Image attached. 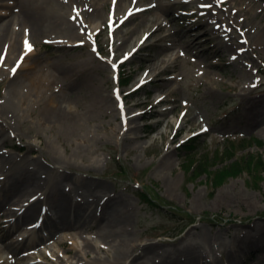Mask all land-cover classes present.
I'll use <instances>...</instances> for the list:
<instances>
[{
    "label": "rangeland",
    "instance_id": "rangeland-1",
    "mask_svg": "<svg viewBox=\"0 0 264 264\" xmlns=\"http://www.w3.org/2000/svg\"><path fill=\"white\" fill-rule=\"evenodd\" d=\"M187 1L190 0H160L155 10L162 19L152 22L155 17L147 13L143 24L137 18L129 21L121 30H131L135 24L140 27L129 40L120 34L121 30L115 32L118 20L110 23L97 18L95 24L101 32L96 38L91 33L81 39L78 47L59 48L36 38L34 56L23 70L22 66L17 69L18 64L13 65L12 61L2 63L0 69L8 66L0 76V108L9 88L28 83L34 65L38 70L42 68L55 84L54 91L61 95L60 100L70 99L69 102L73 100L82 107L76 119L80 129L75 131L73 125L65 124V115L48 108V100L33 98L29 100L33 107L19 117L8 120L9 123L1 118L0 144L6 146L4 152L9 155L21 153L25 146L32 148L30 159L34 158V165L43 169V176L65 167L55 162L54 155L66 159L77 154L74 165L65 167L71 178L87 181L88 187L84 189L89 197L98 190L102 196L119 197L126 202L129 210L122 217L129 237L133 242L156 247L147 256L171 250L169 256L174 257L173 261H184L187 253L181 255L175 246H180L186 233L195 226L196 234L191 238H199L204 244L205 262L264 264V166L248 165L249 161L255 162L257 154L264 158V125L255 126L244 116V109L249 106L256 113L263 112L260 121L264 122V0H193L192 7L184 8ZM64 2L70 7L75 0ZM147 2L139 5L146 6ZM114 6L113 0H107L103 15L111 14ZM162 7L165 12H161ZM161 22L165 27L141 44L144 33L155 30ZM222 25L227 32L221 45L228 44L233 53L248 56L235 57L225 52L218 60L220 45L212 30ZM194 38L198 41L192 50L180 46V40L188 42ZM169 39H173L174 46L161 50L160 45ZM117 40L118 44L124 43L122 50H115ZM12 52L13 58L20 49ZM239 62H243L242 68H236ZM118 64H122V75L120 68L116 70L114 66ZM166 67L168 71L160 76L149 72L151 68L163 71ZM77 68L81 73L74 76ZM142 75L153 76V81L149 77L146 82H151L137 83ZM121 76L130 77L128 85L119 84ZM94 83L106 91L112 106L109 103L110 107L105 108V103L96 100ZM116 89H120L122 102L115 95ZM117 107L136 116L132 126L139 127L137 136L129 133V139L125 138L127 129ZM122 127L125 129L121 130ZM250 138L257 139L260 146L239 149L235 157L221 161L222 152L230 147L228 139H236L238 148L247 146V141L241 143ZM190 139L197 140V150H181L180 145ZM29 144L31 147H27ZM34 165L30 163L31 169ZM224 167L228 170L225 178L215 182L214 177ZM70 183L68 178L65 187ZM150 195L158 201L150 204ZM59 197L63 199V195ZM15 200L20 202L21 198ZM5 214L7 211L0 217V237L4 240L12 237ZM96 221L102 229L100 219ZM78 234L84 243L87 239L104 242L105 248L99 255L103 259L114 258L116 252L114 248L108 249L107 235L100 234L96 227ZM250 238L259 241L257 248L248 255L231 256L236 251L241 253L242 249L235 247L244 248ZM66 247L71 255L76 254L72 245ZM2 257L8 258L9 251L5 250Z\"/></svg>",
    "mask_w": 264,
    "mask_h": 264
},
{
    "label": "bare ground",
    "instance_id": "bare-ground-1",
    "mask_svg": "<svg viewBox=\"0 0 264 264\" xmlns=\"http://www.w3.org/2000/svg\"><path fill=\"white\" fill-rule=\"evenodd\" d=\"M143 1L115 0V7H113L111 14L108 16L103 15V9L105 10L107 0H75L72 6L70 4V7L69 4L65 5L64 0H8L6 3H0V49H4L3 52L0 50V67L2 63L12 61L13 65L18 64L17 69H20L22 66L21 69L23 70L34 56V42L36 38L52 42L59 48L80 46L79 41L81 39H84L91 33L94 37H97L101 32L98 25L95 24L97 18L106 19L111 22L118 20L119 25L116 27L115 32H119L129 21L135 18L140 20V24H143V21L145 22L143 16L147 13L155 17L152 22L157 23L160 21L162 16L155 10L158 4L161 3L160 0H148L146 6L143 4L139 5ZM196 1L199 2L200 0ZM160 10L161 12H165L164 7L160 8ZM164 27L163 22L159 23L157 28L145 39L153 37L158 30ZM139 29V25L135 24L133 29L121 30L120 34H125V38L129 40ZM212 32L216 35L215 38L219 42L217 45H220L217 49V53L219 54L218 60L223 58L226 53L242 58L248 56L236 51L233 53L227 46L228 44L226 45L227 47L221 45L224 32H227L225 25L214 28ZM188 34L190 35V33ZM183 38H186V36H183ZM180 41L182 42L180 46L192 50L197 46L198 40L194 38L188 42ZM116 42L115 50H122L124 43L118 44L119 40ZM28 45L31 46L30 51ZM168 46H174L173 39H169L165 44L160 45V49L165 50ZM18 49H20V52L12 58L11 51L15 52ZM24 53L28 54L22 64L19 65ZM199 53L201 54L202 51H197V54ZM162 61L166 64L168 63L166 59H162ZM241 63L243 64V62H239L240 65H237L236 68H239V66L242 68ZM232 64H235V61ZM7 66L3 65V68L0 69V76ZM153 67L155 68V66ZM168 68L166 67L163 71L151 68L149 72L154 73L156 77L160 76L164 71H168ZM78 73H81V71L77 68L74 70V76H77ZM142 80L138 79L136 82L140 83ZM50 81L42 72V68L38 70V67L34 65L27 84L17 85L16 88L8 89L9 95L5 97L4 104L2 105L3 108H0L2 115H0V125H3L1 118L5 122H8L10 119L19 117L21 112L33 107V102H29V100L37 98L39 101L43 99L48 100L50 102L47 104L48 108H51L57 114L65 115V124L73 125V129L79 131L80 126L76 122V119L78 110L82 106L75 105L73 100L69 102L70 99H66L65 101L60 100L58 97H61V95H58V92L54 91L55 84ZM94 90L96 100L102 104L105 103L103 107H110L108 106L109 103L111 106L113 105L112 99L105 94L106 91L101 89V85L94 83ZM118 92L115 94L118 95ZM116 110L118 115L122 116V124L127 129L125 138L129 139V133H134V136H137L139 127L132 126L136 116L131 115L127 110L119 109V107ZM113 113L116 116L115 109ZM244 116L248 122L253 123L255 126L264 125V122L260 121L263 118V112L258 111L256 113V110L254 111L252 107H245ZM125 128L122 127L121 130ZM0 135H3L1 129ZM27 147H31V145L29 144ZM2 150L3 147H0V160L3 163V165H0V170L4 173L9 172L10 176L5 184L6 193H0V217L4 211H7V214L3 216L7 218L5 223L10 228L9 234L12 233V237L5 236V240L0 237V264H146L150 262H154V264H209L204 261L205 258L202 252L204 244L202 241L199 238H191V236L196 234V232L194 233L197 229L195 226L186 233L185 240L181 242V245L175 246L176 252H179L181 255L184 252L187 253V256L183 257L184 261L177 263L173 261L174 257L169 256L171 250L156 251L155 255L151 257L147 256L156 247L155 245L147 246L146 244L133 242V239L129 237L122 217V214L129 210L126 202H123L119 197L102 196L100 194L102 192L98 190L89 197L88 190L84 189L88 187L87 181L80 178L76 179L75 177L71 178L70 171L65 169V167H72L74 165L77 154H73L66 159L54 155L55 162L65 167L56 169L53 174L43 176L41 174L43 169L34 165V158L30 159L32 148L29 150L25 146L22 148L21 153L11 155L3 153ZM30 163L34 165L33 169H31ZM39 177L42 178L40 179ZM68 178L71 180V185L67 189L64 181L68 180ZM0 180H2V177ZM63 189H65V192L62 191ZM60 195H63V199H60ZM15 198L27 199L32 215H37L34 219L37 220L40 217H45L43 219L46 222H52V227L45 224L42 225L41 223L35 227V222L32 228L29 227V229L31 228V231H29L27 228L29 223L26 221H29L30 216L28 215L26 219L22 216L21 218H14L15 213L9 211V203L12 199L15 200ZM12 210L17 213H23L25 207L18 205V208ZM97 219H100L101 225H103L102 229L98 227L100 224L97 223L99 221H96ZM95 227L100 234L107 235L108 249L114 248L116 252L114 258L106 257V259H103L99 255V251L105 248L104 242L97 243L91 239H87L84 243L82 241L83 237H77L79 231L92 230ZM22 228L24 230L21 231L20 236L14 238L16 233ZM33 228L37 232L32 231ZM45 240H49V242ZM116 240L118 241L117 244H115ZM248 240L250 243L244 246V248L240 246L235 247L236 250L241 248V253L236 251L231 256L238 258L244 254L248 255L247 253L252 251L253 248L258 247V240L255 242L251 238ZM183 242H185V245H183ZM42 243L44 244L41 245ZM68 244L73 246L76 251L75 255L70 254L71 250L66 247ZM232 246L234 247L235 243ZM45 249L50 250V252H47ZM137 249L141 251L136 252L134 255ZM5 250L9 251V257L4 259L2 253ZM36 255L38 257H35ZM130 258H132L131 262H129ZM84 259L86 262H84ZM155 259H158L159 263H156Z\"/></svg>",
    "mask_w": 264,
    "mask_h": 264
},
{
    "label": "trees",
    "instance_id": "trees-1",
    "mask_svg": "<svg viewBox=\"0 0 264 264\" xmlns=\"http://www.w3.org/2000/svg\"><path fill=\"white\" fill-rule=\"evenodd\" d=\"M246 141L248 142L247 146L243 145L242 147L240 146V147L236 148L238 145L236 144L235 141L227 140V144H230V147H227L226 150L224 151V153H222V160L221 161L224 162V161H228V160L232 159L236 155V151L239 149H241V150L245 149L246 147L252 146L253 144H257L260 146V143L258 142V140L254 139V138L245 140L241 144H244ZM196 143H197V140H191V141L187 142L183 146V150L184 149H185V151L186 150L191 151V150H195V149L197 150ZM253 163H254V166H256V168H260V167L262 168L264 166V160H263L261 155H257L255 162H254V160L249 161L248 165H253ZM231 166H233V165H230V167ZM204 168H205V166L201 167L200 171H203ZM227 171H228L227 167H224L221 171H218L217 175L214 177V181L215 182H221L225 178ZM235 172H237V170H235ZM148 200L150 202H152V201H154V198L153 197L151 199L148 198Z\"/></svg>",
    "mask_w": 264,
    "mask_h": 264
},
{
    "label": "snow or ice",
    "instance_id": "snow-or-ice-1",
    "mask_svg": "<svg viewBox=\"0 0 264 264\" xmlns=\"http://www.w3.org/2000/svg\"><path fill=\"white\" fill-rule=\"evenodd\" d=\"M206 7H210V5H205ZM28 49H29V51L31 50V46L30 45H28ZM15 72V69H13V73ZM204 131H206V129H204Z\"/></svg>",
    "mask_w": 264,
    "mask_h": 264
}]
</instances>
